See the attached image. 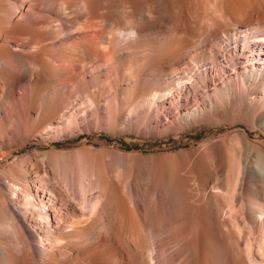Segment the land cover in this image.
<instances>
[{
  "label": "bare ground",
  "instance_id": "obj_1",
  "mask_svg": "<svg viewBox=\"0 0 264 264\" xmlns=\"http://www.w3.org/2000/svg\"><path fill=\"white\" fill-rule=\"evenodd\" d=\"M0 81L13 131L18 89L37 94L34 130L74 104L86 121L102 96L129 132L229 129L174 155L89 159L83 178L12 169L0 264H264V0H0Z\"/></svg>",
  "mask_w": 264,
  "mask_h": 264
},
{
  "label": "rangeland",
  "instance_id": "obj_2",
  "mask_svg": "<svg viewBox=\"0 0 264 264\" xmlns=\"http://www.w3.org/2000/svg\"><path fill=\"white\" fill-rule=\"evenodd\" d=\"M126 53V49L124 51L120 49L117 53L122 62L128 60ZM31 63L30 61L28 65L29 70ZM29 80L30 77L23 80V85H27ZM0 82V100H3L2 94L5 90L3 82ZM101 89L97 88L95 92L98 94ZM73 92V88L70 87L60 95L65 100ZM35 97L37 94L18 89L17 98L21 102V112H19L21 115L18 113L19 115L16 114L15 117L16 122L20 123L17 130L8 129L6 124L11 107L0 112V184H7L6 179L20 183L12 169L30 171L37 162L40 163V160L44 161L47 171L61 182L64 176L69 177L73 173L83 178L87 162L92 158L112 160L116 152H139L146 156L174 155L182 151L198 149L205 142L229 132L228 127H218L210 123H200L185 129L182 133L172 132L168 135L129 132L125 118L114 120L112 125L105 123V119L109 116L105 110L106 102L103 96L101 99L103 107L98 110L97 115L86 116V121L80 104H74L68 111L62 112L61 116L50 113L49 116L53 117L44 118V123L42 122L34 130L33 125L37 124L39 118V114L32 106ZM90 111L91 107L86 108V113L89 114ZM57 117L63 120L54 123L55 120L59 121ZM93 120H98V123H92ZM1 156H9V159L6 160ZM55 181L51 184L55 185Z\"/></svg>",
  "mask_w": 264,
  "mask_h": 264
}]
</instances>
